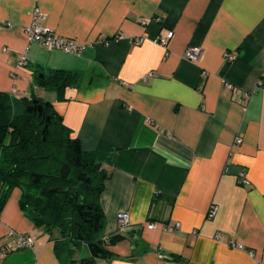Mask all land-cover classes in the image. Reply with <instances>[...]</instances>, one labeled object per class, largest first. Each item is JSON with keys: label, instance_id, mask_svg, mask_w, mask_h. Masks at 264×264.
I'll return each mask as SVG.
<instances>
[{"label": "crops", "instance_id": "0c3cea01", "mask_svg": "<svg viewBox=\"0 0 264 264\" xmlns=\"http://www.w3.org/2000/svg\"><path fill=\"white\" fill-rule=\"evenodd\" d=\"M36 6L45 27L85 50L29 43ZM166 33L167 50L157 44ZM190 48L201 49L198 62L184 58ZM53 71L79 75L62 98L35 82ZM263 80L264 0H0V92L51 103L82 163L109 172L100 239L129 215L126 238L95 264H264ZM19 199L13 192L0 214V264H62ZM78 251L76 261L91 256Z\"/></svg>", "mask_w": 264, "mask_h": 264}, {"label": "trees", "instance_id": "16d2710c", "mask_svg": "<svg viewBox=\"0 0 264 264\" xmlns=\"http://www.w3.org/2000/svg\"><path fill=\"white\" fill-rule=\"evenodd\" d=\"M74 72H36L35 82L45 90L63 97L69 87L77 86ZM38 100L43 114L28 113L27 108ZM50 119L48 135L43 130ZM80 142L63 123L53 105L31 95L20 99L0 92V214L15 189L20 191V207L36 228L54 238L55 252L62 264H95L97 258L109 256L106 247L126 236L122 233L102 240L103 227L100 197L110 174L107 170L82 163ZM70 167L66 179L60 177L63 166ZM86 174L89 184L77 181ZM34 175L42 176L34 184ZM75 190L79 193L75 199ZM95 207L101 216L100 229L84 224L80 207ZM80 225V229H78ZM87 246L91 256L81 261L74 254Z\"/></svg>", "mask_w": 264, "mask_h": 264}, {"label": "built area", "instance_id": "2783aa9c", "mask_svg": "<svg viewBox=\"0 0 264 264\" xmlns=\"http://www.w3.org/2000/svg\"><path fill=\"white\" fill-rule=\"evenodd\" d=\"M45 20H46L45 15L41 11L40 7L39 6L34 7L31 13V22L25 28V34L27 36L29 43H38L47 51H62L67 54L79 55L85 50V46L79 45L75 40L60 37L56 35L53 31L45 27ZM147 23L148 21L145 20L141 21L142 25H147ZM6 26L11 27L12 25L10 23H7ZM172 37H173L172 33H166L165 35L159 37V39L157 40V44H159L161 47L167 50ZM143 41L144 38H140L138 41H135L134 43L136 45H140ZM201 54H202L201 49L190 48L186 51L184 58L192 62H198L200 60ZM226 59L231 62L234 60V57L230 55H226ZM26 64H27V55L25 52L20 58L18 68H21ZM152 77H154V73H149V75H147V77L144 78V81ZM13 78L16 79V73L13 75ZM260 87L264 88V80L260 82ZM15 92L16 91H14V93ZM236 143L240 144L241 140L237 139ZM245 184H248V182L245 181ZM216 211L217 208L215 206L211 207L208 213V217L213 218L216 214ZM118 223H119V233L124 234L130 228L129 215L127 213H120L118 216ZM144 226H146L150 230L156 228V224H145L142 227ZM168 229L170 231L179 229V225L176 224L175 226L169 227ZM15 236L17 237V243L20 247L29 248L32 246V239L30 237L17 236L13 231H11L9 237H15ZM222 238L223 237L220 235L217 236V240H222ZM229 244L233 248H238L240 250L243 249L242 246H237L232 241H230ZM4 255H5V251L0 253V256H4Z\"/></svg>", "mask_w": 264, "mask_h": 264}, {"label": "water", "instance_id": "95a60500", "mask_svg": "<svg viewBox=\"0 0 264 264\" xmlns=\"http://www.w3.org/2000/svg\"><path fill=\"white\" fill-rule=\"evenodd\" d=\"M27 112L28 113H38L39 116H42L43 114V106L41 104H39V101L38 100H34L33 101V104L31 106H29L27 108ZM49 124H50V119L47 118V121H46V124H45V127H44V130H43V137H44V140L46 139L47 135H48V128H49ZM70 167L68 165H65L61 168L60 170V177L62 179H66L69 174H70ZM42 179V176L40 175H34V181L33 183L36 185L40 182V180ZM77 181L79 182H83V183H86V184H89L91 182V180L89 178H87L86 174H80L77 178ZM82 211H83V207L80 209V215H82ZM100 215H96V218H95V230L96 231H99L100 229ZM78 229H80V225H78Z\"/></svg>", "mask_w": 264, "mask_h": 264}, {"label": "flooded vegetation", "instance_id": "af4514ba", "mask_svg": "<svg viewBox=\"0 0 264 264\" xmlns=\"http://www.w3.org/2000/svg\"><path fill=\"white\" fill-rule=\"evenodd\" d=\"M77 191L78 190H75L74 195L76 197L74 200H77V197H78L77 195L79 194ZM79 207H80V209L82 208V206H79ZM96 215H100L97 208L83 206L82 215H80V217H81V219H83L84 224H86L88 226H95L94 223H95ZM99 217H100V221H101V216H99Z\"/></svg>", "mask_w": 264, "mask_h": 264}, {"label": "rangeland", "instance_id": "374dc122", "mask_svg": "<svg viewBox=\"0 0 264 264\" xmlns=\"http://www.w3.org/2000/svg\"><path fill=\"white\" fill-rule=\"evenodd\" d=\"M13 192L15 193H20L19 189H15ZM12 192V193H13ZM18 236V235H17ZM16 238V237H15ZM85 252H87V247L86 246H83L79 251H78V254L77 256H81L82 254H84Z\"/></svg>", "mask_w": 264, "mask_h": 264}]
</instances>
